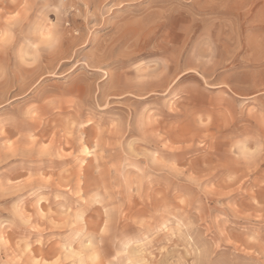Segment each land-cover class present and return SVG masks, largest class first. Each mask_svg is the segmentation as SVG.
<instances>
[{
	"label": "rangeland",
	"instance_id": "rangeland-1",
	"mask_svg": "<svg viewBox=\"0 0 264 264\" xmlns=\"http://www.w3.org/2000/svg\"><path fill=\"white\" fill-rule=\"evenodd\" d=\"M25 2L28 7L21 9V0H0V34L8 33L11 41L6 53L0 54V160L19 164V169L6 170L0 165V235L8 244L0 246V260L15 258L28 247L30 262L48 264L65 248L77 252L81 241L87 243L90 234L83 231L85 218L88 210L98 205L81 209L80 221L65 227L53 216L64 211L67 201L63 189L68 185L61 184V179L78 173L85 163L93 170L97 158L86 157L83 149L96 147L98 128L115 125L114 131L104 133L101 167L113 161L126 190L135 188L137 168L152 177L150 187L159 183L163 174L173 194L153 208L158 221L140 217L147 219L146 229H166V237L175 232L172 248L183 254L181 231L186 229L180 225H198L201 235L207 233L227 246L236 264H260L264 259V241L259 239L264 235V212L260 210L264 204V157L254 150L264 123L257 119L255 127L251 113L256 110L250 104L255 101L258 107L264 106V95H253L264 80V65L239 59L222 61L214 71L205 73L209 84L219 85L217 91H204L197 76L183 78L186 85L196 86L197 103L210 96L214 117L213 112L196 108L177 113L173 105L178 94L160 101L134 95L135 100L145 101L134 105L125 100L121 89L156 79L166 63L156 54L167 51L169 45L175 49L190 23L220 34L227 43L224 37L237 25L246 29L264 26L259 18L261 4L256 3L253 16L246 19L242 5L232 4L224 10L214 0ZM159 9L167 10L162 20L156 16ZM39 10L65 28V39L59 41L55 52L39 51L27 38L40 27ZM193 13L196 18L190 21ZM157 27L160 31L153 37ZM122 41H126L123 46ZM141 53L144 58L134 60ZM182 56L177 50L178 64L187 62ZM30 109L35 115H26ZM20 110L23 119H17ZM45 151L48 154L42 156ZM154 157L174 164L184 175H169L166 169L162 172L161 165L153 163ZM125 161L133 166H123ZM26 163L40 170L31 179L27 172L18 174ZM44 168L56 173L52 181L46 176L44 181L37 179ZM189 177H196L198 185H191ZM178 189L188 190L178 195ZM93 194L102 196L104 190L93 187L84 199ZM119 205L124 215L123 205ZM76 213L73 208L71 216ZM21 217L31 220L23 224ZM77 224L81 227L76 228ZM117 242L108 243L114 247Z\"/></svg>",
	"mask_w": 264,
	"mask_h": 264
},
{
	"label": "clouds",
	"instance_id": "clouds-1",
	"mask_svg": "<svg viewBox=\"0 0 264 264\" xmlns=\"http://www.w3.org/2000/svg\"><path fill=\"white\" fill-rule=\"evenodd\" d=\"M189 2L195 3L197 0H189ZM214 2H219L224 10H227L230 5H242L241 11L245 14L247 19L253 16L254 6L256 3L261 4L259 9V18L264 25V0H214ZM35 4L32 5V7ZM21 9L28 7L25 0H21ZM116 7V5H113ZM41 11V24L37 31L32 32L28 35V40L31 45L39 51H47L44 40L49 33L52 32L54 36L59 37V41L65 39V28L61 22L53 23L46 15ZM165 9H159L156 12L158 20H162L163 16L166 15ZM195 14L190 16V21L195 19ZM160 27L155 29L153 37L158 34ZM224 43L221 40L220 34L213 35V32L207 28H198L195 23H190V26L183 32L179 41L176 43L175 49L169 45V49L165 52L157 53L156 56L163 57L166 61L158 77L149 83L140 86H125L121 89L124 92L125 100L130 101L134 105L144 103L143 100H135V96L147 95L149 99L160 101L161 99H167L173 97L174 94H178V90L182 92L178 95L179 98L175 99V104L173 105L175 111L179 114H183L188 109L196 108L201 111H211L214 117V105L211 102L210 96H207V100L204 103H197L194 99L196 92L192 85H186L183 78L189 75H194L199 77L204 83V91L208 89L219 90L218 84H209L208 78L205 73L214 71L218 65L223 62H231L233 60H245L249 63L258 62L264 65V26L259 29L255 27H248L247 29L243 26L237 25L234 27L225 37ZM126 41L121 42V46L124 45ZM177 50L179 53L183 54V57L187 58V62L183 64H178L177 62ZM7 49L0 50V54H5ZM55 52V50L53 51ZM227 56L228 60L224 61V57ZM143 54L134 57V60L143 59ZM182 86H184L182 88ZM227 88V85H224ZM215 91V92H216ZM230 91V90H229ZM214 93V92H210ZM208 93V94H210ZM264 95V80L258 86V91L253 94ZM255 106V112L259 113L264 106L258 107L254 101L252 104ZM23 110L19 111L17 119H23ZM259 116V115H258ZM257 116V117H258ZM258 118L251 119L255 125L258 127L255 120ZM261 135H264V128H260ZM39 143V141H37ZM114 164L113 161H106L105 176L103 178L97 177L95 181L90 185L88 183L80 184L77 182L78 173L68 177L67 180L61 179V184H67L68 187L63 189V195L67 197L65 202L64 211L62 213L53 214L56 219H59L65 227L72 226V216L71 213L73 208L85 207V199L90 188L102 187L103 190H107L108 194L112 197L108 203H119L123 205L124 215L114 217L110 231L107 234H102L101 229L104 227V221L106 219L104 215V210L102 207L97 206L88 210V216L85 218L83 231L85 234H90L89 236H94L95 241L103 246V248L109 249L105 251V255L101 260L100 264H130L129 257L120 255L116 260L113 257H117V254L121 252V241L126 236H131L134 232L138 231L137 224L133 223L134 220L140 217H151L152 220L158 221V217L153 213V208L158 206V204L164 199L172 198V191L166 182V177L161 174L159 177V183L153 184V186L145 185L143 189V197H133L129 198L126 195V188L124 183L119 179L115 168L110 167ZM0 165H3V170L6 167H17L19 169V164L16 161L0 160ZM40 170L36 167H32L30 164L26 163L24 166V171H18L19 175H24L25 172L28 175L33 173H38ZM94 172L93 170H89ZM187 173H185L186 175ZM53 178L56 173L48 168L42 170V175H37V179L44 181V177ZM14 179V176H13ZM56 187H60V184H56ZM81 193V195H77ZM71 210V211H69ZM39 222V221H38ZM45 227L47 228V221H44ZM76 228H80L81 225H75ZM118 241L114 247L109 246V241ZM38 242V241H37ZM89 240L85 244L81 241L80 247L77 252L81 250L82 247L88 244ZM178 254L181 251L177 250ZM183 252V251H182ZM18 254V253H16ZM264 254V253H262ZM0 264H11L9 260H0ZM22 264H30L28 258H25ZM69 264H90L87 256L84 257H73ZM189 264L191 262L189 261ZM260 264H264V259L260 261Z\"/></svg>",
	"mask_w": 264,
	"mask_h": 264
},
{
	"label": "snow or ice",
	"instance_id": "snow-or-ice-1",
	"mask_svg": "<svg viewBox=\"0 0 264 264\" xmlns=\"http://www.w3.org/2000/svg\"><path fill=\"white\" fill-rule=\"evenodd\" d=\"M91 14V13H89ZM10 38L8 33L0 34V47L7 49V46L10 44ZM59 43V37L54 36L51 31L47 34L44 44L48 50H56ZM84 79H87V76H84ZM182 90H178V95ZM252 116L258 118L262 123H264V109L261 110L259 116L253 111ZM26 115L31 116L35 115L34 111L30 109ZM93 121L89 120L88 124L92 125ZM115 125L111 129L98 128L97 129V140L96 147L92 148L89 151L88 148H84L83 152L86 157L97 158L94 172L89 171L88 165L82 164L81 170L78 172L77 182L80 184L88 183L92 184L97 177L103 178L106 174L105 167H101L100 160L104 158L105 153L103 148L105 147L103 143L104 133L106 131L112 132L115 130ZM258 147L254 150L255 153H260L264 157V135H261L260 138L256 141ZM8 149L11 151L12 144L7 145ZM45 149L49 148V145H44ZM48 153L42 152L41 155H47ZM66 155L71 156L72 153H66ZM153 163L161 165V171L165 169L168 170V174L183 176L184 173L182 170L177 169L174 164H168L162 161H158L153 158ZM123 166H133L129 165L127 161L124 162ZM112 168H117L116 164L110 165ZM261 167L264 168V163L261 164ZM138 173L137 183L135 188H128L126 190V195L131 199L133 197H143V189L145 185L152 183V177L147 176L141 172L140 168L136 169ZM118 174V173H117ZM31 179V176H29ZM48 180L51 177L47 178ZM264 179V178H262ZM189 182L191 185H198L199 181L196 177H189ZM92 189L90 188L89 191ZM188 189H178V195L181 192L187 191ZM77 195H81L78 193ZM59 199V197H58ZM112 200V197L108 194L107 190H104V195H95L88 197L85 200V207H78L77 213L72 217L74 223H78L82 216L81 209L87 211L89 205H98L103 208L104 215L106 217L104 221V227L101 229L102 234H107L110 231L111 222L114 217L123 216V212L120 210V205L118 203H113L109 206V201ZM181 204L185 203V199L180 200ZM261 212H264V204L260 207ZM71 211V210H69ZM41 216L44 213H40ZM259 218V217H258ZM150 219V218H149ZM31 220V217H28L27 220L21 217V223L27 224ZM133 223L139 225V230L134 232L131 236H126L121 241V252L117 254V257H113V260H116L120 255L129 257L130 264H236V259L234 255H230L229 249L221 241L216 242L212 240L207 233L203 235L200 234V227L198 225H193L191 223L181 224V229H186V231H181V239L185 241L183 254H178L176 249L172 248V239L171 236H175L176 233L173 232L171 236L166 237L163 232L166 229L162 228H148L146 229L144 225L147 223V219L137 218ZM147 233V234H146ZM255 240V237H253ZM261 241H264V235L259 238ZM88 244L81 248L79 252H71L69 249L65 248L60 256H57L55 260L48 262V264H64L65 260L72 259L73 257H84L87 256V259L90 261V264H100L104 255L106 254L102 246L95 241L94 236L88 237ZM39 243V241H38ZM228 244H231V241H228ZM0 246L8 247L7 241L3 235H0ZM20 245H17V248H20ZM30 249L28 247L22 248L21 251L16 254L15 258H10L11 264H22L23 260L27 258V254ZM159 253V256L155 253ZM151 257V258H148ZM30 264H39L38 261H31Z\"/></svg>",
	"mask_w": 264,
	"mask_h": 264
},
{
	"label": "bare ground",
	"instance_id": "bare-ground-1",
	"mask_svg": "<svg viewBox=\"0 0 264 264\" xmlns=\"http://www.w3.org/2000/svg\"><path fill=\"white\" fill-rule=\"evenodd\" d=\"M141 24H142V23H141ZM146 26H148V24H146ZM143 27H144V26H143ZM109 55H110V54H109ZM109 55H108V56H109ZM121 61H122V60H121ZM120 64H121V63H120ZM183 128H184V127H183ZM184 132H185V131H184Z\"/></svg>",
	"mask_w": 264,
	"mask_h": 264
}]
</instances>
